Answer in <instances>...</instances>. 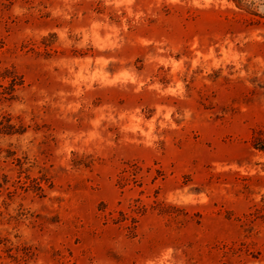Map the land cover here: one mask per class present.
<instances>
[{
	"label": "rangeland",
	"instance_id": "rangeland-1",
	"mask_svg": "<svg viewBox=\"0 0 264 264\" xmlns=\"http://www.w3.org/2000/svg\"><path fill=\"white\" fill-rule=\"evenodd\" d=\"M0 264H264V0H0Z\"/></svg>",
	"mask_w": 264,
	"mask_h": 264
}]
</instances>
